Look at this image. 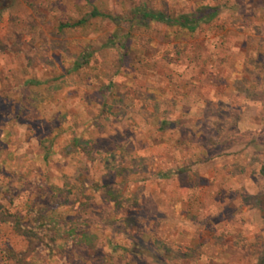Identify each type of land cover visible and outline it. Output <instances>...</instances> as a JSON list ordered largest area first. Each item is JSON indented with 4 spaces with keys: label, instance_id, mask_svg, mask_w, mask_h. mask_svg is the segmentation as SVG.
I'll list each match as a JSON object with an SVG mask.
<instances>
[{
    "label": "rangeland",
    "instance_id": "1",
    "mask_svg": "<svg viewBox=\"0 0 264 264\" xmlns=\"http://www.w3.org/2000/svg\"><path fill=\"white\" fill-rule=\"evenodd\" d=\"M139 5L219 10L168 65L171 29H129ZM92 7L136 57L60 79L114 29L57 32ZM263 165L264 0H0V264H264Z\"/></svg>",
    "mask_w": 264,
    "mask_h": 264
},
{
    "label": "trees",
    "instance_id": "2",
    "mask_svg": "<svg viewBox=\"0 0 264 264\" xmlns=\"http://www.w3.org/2000/svg\"><path fill=\"white\" fill-rule=\"evenodd\" d=\"M219 10V7L214 6V7H209V6H204L200 7L199 10L196 11V13H190L186 15H178V16H172L168 14V12H163V11H156V10H151L147 6L139 5L138 7L133 8L132 10V19L127 20L128 23L130 24L129 29H133L135 26L133 23H136L138 25H143V26H148V22H157V23H162L166 28L171 29V33H168L167 39L165 41L166 43V52L171 51V57L169 58H164L163 60L165 62H168V65L172 64V61H183L186 60L183 58L185 49L188 47L186 45V40L193 39L194 37H197L198 33L200 32V26L201 24H206L211 22L214 17L217 15V12ZM118 19V16L113 15L111 13H104L98 10L95 7H92L91 10L86 12L85 14L81 15L80 18L74 20V21H67L65 23L60 22L57 27V32L58 33H63L67 29H76V28H83L86 25L90 23H102L106 22L109 25H113L114 29L111 32H107L106 36L104 38H100L97 40L98 43V48H94L91 50L92 52H87L81 50V52L76 56V58L73 61L72 67L66 72L65 74H62V76H59L60 79L66 74H69V72L73 71H80L82 69H85L89 66L92 57H94L95 53H98L103 50H110V49H115L117 51H120V56L117 60L118 66H122L125 60L130 61V56L136 57L134 54L133 50V45L136 42L137 36H131L130 32H126L123 35V32L119 29L116 28V21ZM173 35V36H172ZM133 39V42H131ZM135 39V40H134ZM186 45V46H185ZM190 49V47H189ZM188 51V50H187ZM167 60V61H166ZM120 72V68L115 70L114 73L109 74L106 77H110V82L109 84L112 86L113 85V79L114 77H118ZM56 79H59L58 77ZM33 85H40V82H33ZM168 121L167 120H162L160 122L159 128L162 130V126L167 125ZM71 145L75 148H77L81 154H87L88 152V147L85 146H80V142L78 139L73 138L71 141ZM43 159H48L52 155V146H53V141L49 142L48 145H43ZM261 174L264 176V165L261 170ZM65 202H53L50 206L52 207H57V208H62L65 206ZM34 211V209H33ZM35 218V217H34ZM39 219V223L41 224L40 217L35 218ZM13 228L15 229L16 232L19 233V235L25 234L23 225L20 222V219L16 221L13 224ZM30 234V230L28 231ZM88 234L84 235L81 238V243H84L88 249L91 248V253H93V246L91 245L90 242H88ZM64 235L62 234H56V236L53 238V241H56L58 239H63ZM116 249V247H115Z\"/></svg>",
    "mask_w": 264,
    "mask_h": 264
}]
</instances>
